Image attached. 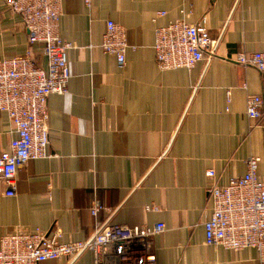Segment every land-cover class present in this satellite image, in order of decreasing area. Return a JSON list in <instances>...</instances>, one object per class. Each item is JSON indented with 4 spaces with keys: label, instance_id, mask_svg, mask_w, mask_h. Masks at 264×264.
Returning a JSON list of instances; mask_svg holds the SVG:
<instances>
[{
    "label": "crops",
    "instance_id": "obj_1",
    "mask_svg": "<svg viewBox=\"0 0 264 264\" xmlns=\"http://www.w3.org/2000/svg\"><path fill=\"white\" fill-rule=\"evenodd\" d=\"M180 19L191 25L205 19L209 37L219 42L193 68L161 71L154 31ZM107 20L126 31L122 68L100 49ZM58 30L74 45L67 55L71 79L66 94L46 101V158L17 171L13 196L0 181V237L39 230L68 243L91 238L97 223H162L166 231L152 240L155 264H259L251 248L206 247L203 222L212 209L208 171L227 185L254 156L264 181V130L245 114L247 96L264 101V76L233 62L238 53L264 51V0L236 6L234 0H95L90 9L63 0ZM28 50L46 68L22 18L0 0V59ZM15 137L12 121L0 113V152ZM93 200L103 206L95 218ZM41 264H93V255Z\"/></svg>",
    "mask_w": 264,
    "mask_h": 264
},
{
    "label": "built area",
    "instance_id": "obj_2",
    "mask_svg": "<svg viewBox=\"0 0 264 264\" xmlns=\"http://www.w3.org/2000/svg\"><path fill=\"white\" fill-rule=\"evenodd\" d=\"M63 0H7L13 13L22 18L28 32V44L41 47L46 68L35 62L28 50L23 56L0 59V113L15 126L17 137L10 140L7 151L0 152V181L7 188L6 195H14L17 171L32 161L48 155V109L50 95L66 94L71 79L68 52L74 45L64 41L58 24ZM90 9L95 0H81ZM241 0H234V6ZM158 13L156 17H163ZM100 49L113 56L119 67L126 64L129 48L126 31L111 20L105 23ZM219 39L211 40L205 19L188 24L184 19L169 22L154 31V59L161 71L191 69L212 56ZM234 63L254 68L264 76V51L238 53ZM211 58V57H209ZM229 101V100H228ZM246 117L259 126L264 114L260 96L246 98ZM259 158L245 161L246 173L232 178L227 185L215 180L210 170V218L203 222L206 247H223L229 252L254 249L259 264H264V181L257 177ZM103 209L92 201L90 215L95 218ZM166 231L165 225L153 227H121L96 224L91 238L85 241L61 243L60 235L33 232H14L0 237V264H41L61 258L76 260L84 253L93 255V264H155L152 240Z\"/></svg>",
    "mask_w": 264,
    "mask_h": 264
}]
</instances>
